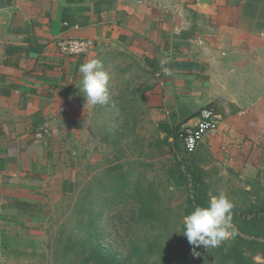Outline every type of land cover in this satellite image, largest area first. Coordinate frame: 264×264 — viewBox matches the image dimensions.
<instances>
[{
    "label": "crops",
    "instance_id": "0c3cea01",
    "mask_svg": "<svg viewBox=\"0 0 264 264\" xmlns=\"http://www.w3.org/2000/svg\"><path fill=\"white\" fill-rule=\"evenodd\" d=\"M59 36L136 57L150 80V119L170 140L212 105L221 114L219 127L193 153L206 151L246 175L258 165L264 0H0V264H13L2 250L10 226L32 220L22 204L37 209L45 186L53 143L35 131L45 125L57 137L84 113L78 69L91 52L63 55L55 45Z\"/></svg>",
    "mask_w": 264,
    "mask_h": 264
},
{
    "label": "rangeland",
    "instance_id": "374dc122",
    "mask_svg": "<svg viewBox=\"0 0 264 264\" xmlns=\"http://www.w3.org/2000/svg\"><path fill=\"white\" fill-rule=\"evenodd\" d=\"M92 58L109 74V101L88 105L80 80L84 113L57 137L43 138L53 145L47 146L39 206L28 223L11 224L2 248L6 258L13 264H177L183 209L192 192L181 176L190 177L188 167L202 176L207 202L223 191L234 204V230L242 214L260 215L264 153L248 175L201 149L181 154L170 132L150 119V80L139 60L117 46L94 48ZM142 203L160 210L150 224L139 218ZM218 248L206 250L204 264H221ZM258 263L264 256H253L252 264Z\"/></svg>",
    "mask_w": 264,
    "mask_h": 264
},
{
    "label": "trees",
    "instance_id": "16d2710c",
    "mask_svg": "<svg viewBox=\"0 0 264 264\" xmlns=\"http://www.w3.org/2000/svg\"><path fill=\"white\" fill-rule=\"evenodd\" d=\"M173 136V143L178 142L179 145H177V149L180 150V130L177 132L175 131ZM186 170L190 173V177H187V175L185 174L181 176H183L182 179H185V184L187 186L188 184H190L188 188L191 187L192 192L190 193L191 196L187 197V202L183 209L185 215L190 214L197 206H207V201L205 198L206 191L204 189L205 183L202 180V176L199 173H195L189 167ZM169 174L172 175V173ZM22 205L25 206L24 208L30 215L36 214V209L32 208V203L23 202ZM139 208L141 210L139 213V218L143 220L144 223L148 224H150L153 217H155L156 220L157 218L155 214H159L160 212V210L158 209V211H155L150 208V205L148 203H142ZM149 209H151V211ZM258 212H261L260 215H250V213L242 214L243 222L237 225L235 234L232 235L231 238L224 240L220 244L218 249L219 260L221 264H252L253 256L257 254L264 256V201L261 207L258 209ZM181 233H183V226L181 228ZM183 240L184 247H181V249L178 251L179 257L177 258V264H204V262L208 258V256L206 255L207 249L205 248L203 250L202 246L197 247L190 245L185 236H183ZM160 244H162L161 241ZM168 245L169 247H171L170 242L168 243ZM193 248H195V251L199 253L198 256H193ZM149 250L154 252L153 247H150ZM214 256L216 260V255Z\"/></svg>",
    "mask_w": 264,
    "mask_h": 264
},
{
    "label": "clouds",
    "instance_id": "9594fccd",
    "mask_svg": "<svg viewBox=\"0 0 264 264\" xmlns=\"http://www.w3.org/2000/svg\"><path fill=\"white\" fill-rule=\"evenodd\" d=\"M165 75H170V70L163 65ZM81 75V88L86 103L95 107L104 105L109 101V74L104 70L101 60L92 58L82 63L78 69ZM234 204L221 191L218 195H210L206 207H195L194 210L183 216V235L190 245L204 246L206 249L215 248L235 234L232 224V209ZM232 231H229V230ZM193 256L199 253L193 248Z\"/></svg>",
    "mask_w": 264,
    "mask_h": 264
},
{
    "label": "built area",
    "instance_id": "2783aa9c",
    "mask_svg": "<svg viewBox=\"0 0 264 264\" xmlns=\"http://www.w3.org/2000/svg\"><path fill=\"white\" fill-rule=\"evenodd\" d=\"M55 45L63 55L85 56L92 51L95 43L91 39L59 36L55 39ZM221 120L220 112L212 105H206L199 109L196 120L184 124L180 128V145L183 154L190 155L198 147L205 135L215 133ZM49 133L47 126H40L34 133L38 139H42ZM181 153V154H182Z\"/></svg>",
    "mask_w": 264,
    "mask_h": 264
}]
</instances>
